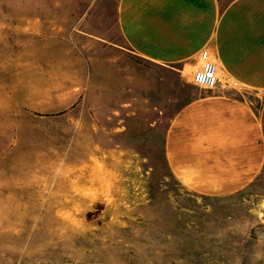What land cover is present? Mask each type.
I'll list each match as a JSON object with an SVG mask.
<instances>
[{"label":"rangeland","instance_id":"rangeland-1","mask_svg":"<svg viewBox=\"0 0 264 264\" xmlns=\"http://www.w3.org/2000/svg\"><path fill=\"white\" fill-rule=\"evenodd\" d=\"M92 3L0 0V264H264V165L206 196L164 162L169 116L216 87L102 46Z\"/></svg>","mask_w":264,"mask_h":264},{"label":"crops","instance_id":"crops-1","mask_svg":"<svg viewBox=\"0 0 264 264\" xmlns=\"http://www.w3.org/2000/svg\"><path fill=\"white\" fill-rule=\"evenodd\" d=\"M92 1L82 15L91 25L89 35L172 71L177 81L178 72L197 67L200 50L208 51L216 89L194 91L169 116L164 162L197 195L224 196L248 187L264 165V0Z\"/></svg>","mask_w":264,"mask_h":264},{"label":"built area","instance_id":"built-area-1","mask_svg":"<svg viewBox=\"0 0 264 264\" xmlns=\"http://www.w3.org/2000/svg\"><path fill=\"white\" fill-rule=\"evenodd\" d=\"M199 59V64L191 74L192 81L198 85L215 88L217 86V69L206 49L199 51Z\"/></svg>","mask_w":264,"mask_h":264}]
</instances>
